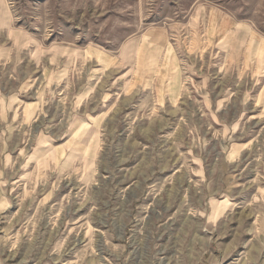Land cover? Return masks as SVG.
<instances>
[{"label": "rangeland", "instance_id": "374dc122", "mask_svg": "<svg viewBox=\"0 0 264 264\" xmlns=\"http://www.w3.org/2000/svg\"><path fill=\"white\" fill-rule=\"evenodd\" d=\"M0 16V264H264V0Z\"/></svg>", "mask_w": 264, "mask_h": 264}, {"label": "bare ground", "instance_id": "6f19581e", "mask_svg": "<svg viewBox=\"0 0 264 264\" xmlns=\"http://www.w3.org/2000/svg\"><path fill=\"white\" fill-rule=\"evenodd\" d=\"M1 7H2V6H1ZM5 10H6V9H5ZM3 13H4V12H3ZM5 16H6V15H5ZM216 16H218V15H216ZM0 17H1V16H0ZM7 18H8V17H7ZM2 19H3V18H2ZM211 19H212V18H211ZM220 19H221V18H220ZM209 20H210V19H209ZM4 22H5V21H4ZM210 22H211V21H210ZM229 23H230V22H229ZM239 28H240V27H239ZM208 32H209V31H208ZM210 33H211V32H210ZM210 33H209V34H210ZM196 35H197V34H196ZM211 36H212V35H211ZM213 36H214V35H213ZM213 36H212V37H213ZM215 36H216V35H215ZM195 37H196V36H195ZM209 37H210V35H209ZM210 39H211V38H210Z\"/></svg>", "mask_w": 264, "mask_h": 264}]
</instances>
